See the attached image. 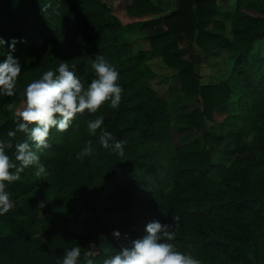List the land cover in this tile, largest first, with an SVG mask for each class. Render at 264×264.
Wrapping results in <instances>:
<instances>
[{"label": "trees", "instance_id": "trees-1", "mask_svg": "<svg viewBox=\"0 0 264 264\" xmlns=\"http://www.w3.org/2000/svg\"><path fill=\"white\" fill-rule=\"evenodd\" d=\"M177 1L172 12L139 22L149 47L130 54L126 26L106 0H0V37L5 39L0 60L9 38L16 37L13 55L21 63L15 94L0 95V115L6 104L24 101L23 72L28 80L38 78L61 59L75 63L88 82L99 54L116 66L122 86L118 107L105 101L95 113H77L67 129H50L49 146L39 153L45 173L38 176L35 166H28L18 180L6 182L17 204L0 213V221L10 224L7 233L0 229V264H58L64 249L77 243L78 264L86 251L101 264L142 235L146 222H171L172 217L178 218L172 242L201 264H264V52L253 50L254 41L264 36V16L251 12L264 9L258 0H235L229 37L216 18L217 0ZM157 10L149 0H132L127 7L131 15ZM197 47L233 50L237 80L202 84L195 70ZM156 54L176 71L181 91L201 103L187 115L188 124L201 128L233 100L234 116L243 125L217 135L203 129L200 138L175 146L171 105L148 83L153 76L148 60ZM99 115L101 127L123 141L121 153L100 145L99 128L89 134L87 121ZM17 123L13 116L0 124V142L14 161L15 144L27 139ZM248 130L256 154L244 140ZM225 137L232 138L237 152L227 165L210 157L212 145ZM89 142L92 153L78 159L76 153ZM37 197L46 199L49 210L62 197L79 202L86 211L82 232L59 227L50 213L37 218ZM113 229L121 237H114Z\"/></svg>", "mask_w": 264, "mask_h": 264}, {"label": "clouds", "instance_id": "clouds-1", "mask_svg": "<svg viewBox=\"0 0 264 264\" xmlns=\"http://www.w3.org/2000/svg\"><path fill=\"white\" fill-rule=\"evenodd\" d=\"M16 37L9 38L8 51L3 52L0 60V95L12 96L16 92L17 78L21 73L19 58L13 55ZM5 39L0 37V50ZM94 78L86 82L77 71L75 63L61 59L58 65L43 71L38 78L29 81L23 88L24 104L14 111L18 121L16 129L26 133L27 139L15 144V161L5 150L7 145L0 142V213L11 206L10 192L6 182L19 179V174L28 166H36V175L45 173V166L40 163L39 153L49 146L47 137L51 128L67 129L77 113L85 109L95 113L105 102L112 108L119 106L122 86L118 83L119 71L105 57L97 54L91 64ZM8 107L13 108L12 104ZM104 117L97 116L87 121L89 134H95L99 128L98 140L101 146L113 152L123 151V141L101 127ZM10 136L15 132L9 131ZM93 148L83 147L76 153L78 159L90 155ZM18 162V163H17ZM172 217L171 222L153 219L145 223L142 235L122 244L117 251L103 258L101 264H201V261L187 251H180L172 242L176 232ZM114 237H121L119 229H113ZM127 238L128 234H123ZM89 246H94L91 242ZM64 256L58 264H78L81 256L80 245L74 244L64 249ZM91 251L84 253L83 264H96L89 258Z\"/></svg>", "mask_w": 264, "mask_h": 264}, {"label": "rangeland", "instance_id": "rangeland-1", "mask_svg": "<svg viewBox=\"0 0 264 264\" xmlns=\"http://www.w3.org/2000/svg\"><path fill=\"white\" fill-rule=\"evenodd\" d=\"M157 7L154 13L143 15H131L127 11V7L132 0H106L111 7L113 13L126 26L125 36L128 41L129 53L135 54L140 49H148L149 42L147 31L141 27L139 22L155 18L172 12L177 7V0H149ZM218 13L216 18L222 20L225 24L222 33L226 36H231V18L234 11L235 0H217ZM258 6L264 9V0H258ZM253 14L263 15L260 10H251ZM253 50L261 54L264 52V36L257 39L253 43ZM196 52L200 57L199 63L195 65V70L199 74L202 84H214L221 80L230 78L232 81L237 80V69L234 67L233 50L222 48L203 49L196 48ZM148 64L153 71V76L148 79V83L153 91L161 98L166 99L172 108L170 123L172 126L173 143L175 146H180L188 143L196 138H200L203 129L210 134H224L228 130L239 128L243 125L240 117H235L237 112V104L235 101H230L225 106L216 109L213 112L211 119L206 118L205 123L201 128L191 126L187 122V115L194 108H201V103L197 96L188 95L181 91L180 81L174 69L167 67L162 62L160 55H154L148 60ZM24 73V72H23ZM21 74L24 82H29L31 79L26 75ZM5 105V113L0 115V124L8 117H13L14 111L22 108L24 101L11 103L13 108ZM253 131L248 130L244 140L252 147V153L256 154L257 149L253 144ZM233 140L230 137H225L222 142L213 144L210 151V157L216 163L229 164L236 156ZM36 169V166H35ZM16 202L11 199V206H16ZM35 207L37 209V218L43 217L50 213L59 227H63L68 231L78 233L83 230V223L86 216V211L82 205L74 200H61L54 205L52 210L48 209L46 199L44 197L35 198ZM0 229L2 233H7L10 229V224L7 221H0Z\"/></svg>", "mask_w": 264, "mask_h": 264}]
</instances>
